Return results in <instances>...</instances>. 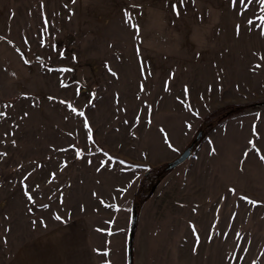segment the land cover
Wrapping results in <instances>:
<instances>
[{
	"label": "rangeland",
	"instance_id": "374dc122",
	"mask_svg": "<svg viewBox=\"0 0 264 264\" xmlns=\"http://www.w3.org/2000/svg\"><path fill=\"white\" fill-rule=\"evenodd\" d=\"M240 2L0 0V264H130L200 131L133 264H264V104L203 123L264 100Z\"/></svg>",
	"mask_w": 264,
	"mask_h": 264
},
{
	"label": "trees",
	"instance_id": "16d2710c",
	"mask_svg": "<svg viewBox=\"0 0 264 264\" xmlns=\"http://www.w3.org/2000/svg\"><path fill=\"white\" fill-rule=\"evenodd\" d=\"M260 104H264V100L257 101L253 104L243 103V104L224 105V106L212 111L210 114H208L204 118V120H203L204 126L211 127L214 124L222 122L226 118L238 113L242 108L248 107L250 105H260ZM198 142H199V140L196 142L195 146L193 147L192 152H193V150L196 147ZM167 164L168 163L160 165V166L150 167L149 170L146 172L145 176L141 180L140 186H139L137 193H136V198L134 201V212L137 211V207L140 204V203H138V201L144 202V201L148 200L152 196L153 188L157 185V183H159L161 180H163L168 175L169 172H171L173 169L176 168L175 167L171 170H167L166 169ZM130 264H133V255H132V262H131V257H130Z\"/></svg>",
	"mask_w": 264,
	"mask_h": 264
},
{
	"label": "water",
	"instance_id": "95a60500",
	"mask_svg": "<svg viewBox=\"0 0 264 264\" xmlns=\"http://www.w3.org/2000/svg\"><path fill=\"white\" fill-rule=\"evenodd\" d=\"M202 135H203V131H200L197 137L191 142V144L184 150V152L178 158L168 162L166 169L171 170L177 167L179 164L186 161L191 156L193 147L195 146L196 142L201 139ZM154 189L155 187L153 188V191ZM137 222H138V213L137 211H135L134 216H133V221H132L131 237H130L131 262H132V255H133V239H134V234H135V230L137 227Z\"/></svg>",
	"mask_w": 264,
	"mask_h": 264
},
{
	"label": "crops",
	"instance_id": "0c3cea01",
	"mask_svg": "<svg viewBox=\"0 0 264 264\" xmlns=\"http://www.w3.org/2000/svg\"><path fill=\"white\" fill-rule=\"evenodd\" d=\"M251 7H256L257 9H264V3H261V0L259 1L245 0L243 2H240L239 6H237V8H245V9L251 8ZM251 147H253V151H257V152H262L264 150V149L263 150L261 149L262 151H260L259 148H262V147L259 145V143L256 146L253 145V143H251Z\"/></svg>",
	"mask_w": 264,
	"mask_h": 264
},
{
	"label": "snow or ice",
	"instance_id": "6c2138e0",
	"mask_svg": "<svg viewBox=\"0 0 264 264\" xmlns=\"http://www.w3.org/2000/svg\"><path fill=\"white\" fill-rule=\"evenodd\" d=\"M241 2H243V0H241ZM261 3H264V0H261ZM251 143V142H250ZM29 199H31V197H29ZM254 203V202H253ZM57 219H60V217H56ZM107 254V253H105Z\"/></svg>",
	"mask_w": 264,
	"mask_h": 264
}]
</instances>
